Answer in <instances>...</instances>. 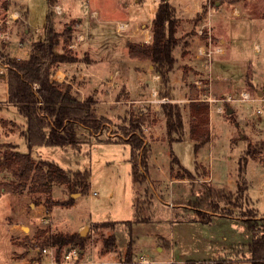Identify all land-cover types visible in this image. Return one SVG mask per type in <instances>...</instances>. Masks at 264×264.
<instances>
[{"label": "rangeland", "instance_id": "obj_1", "mask_svg": "<svg viewBox=\"0 0 264 264\" xmlns=\"http://www.w3.org/2000/svg\"><path fill=\"white\" fill-rule=\"evenodd\" d=\"M140 1V22L129 24L128 19H133L134 15L121 13L118 7L134 5V0H55L51 6L49 0H0V49L7 56L28 57L32 43L46 39L50 11L55 31L61 33L71 27L73 35L69 48L78 60L59 63L53 77L68 80L66 82L71 83L73 93L82 100L92 96L96 101V112L104 121L98 132L79 127L78 147L40 145L33 148L32 155L37 159H49L67 169L90 170V189L85 194L71 195L65 186L55 185L51 193L55 201L70 196L75 201L70 206L53 204L50 209L44 202L46 194L4 192L0 197V264H49L53 258L58 264H68L63 254L70 247H64L60 257L56 246H47L48 251L39 253L37 243L40 244L43 231L84 235L85 247L83 250L78 248L81 264H199L195 261L220 257L230 251L237 253L238 243L248 242L251 238L245 220L249 216H264V148H260L264 142L262 102H244L235 98L220 100L217 103L224 104L223 113L212 112L207 102L212 143L211 147L206 143L198 152L195 141L186 136L191 123L189 103L180 104L184 130L169 134L162 106L164 102L151 101L152 87L156 86L159 90L157 97L162 98L170 92L171 79L168 85H164L161 76L154 80L155 83L150 78L131 98L127 86H134L132 78L139 74L138 71H152L153 75H158L154 66L149 68L150 60L141 59L146 61L142 63L126 54L128 40L145 41V35L152 34L151 19L159 0ZM193 1L198 2L191 0V3ZM199 1L204 10L208 4L205 0ZM171 2L179 7L177 0ZM218 2L211 3L216 17L224 8H233L232 5L251 8L250 17L255 25L254 29H248V33L240 30L243 19L233 18L239 42L232 50V56L235 61L256 57L253 42L259 33L257 27L264 28V0H241L235 4ZM57 5L61 6V12L56 10ZM95 8L103 9L110 17L105 23L106 31L96 22L98 14L92 11ZM180 9L176 8L178 25L175 37L179 45L173 51L176 57L173 71H184L186 85H195V81H199L201 86L199 89L196 84L197 96L203 99L211 94L210 81L204 73L195 74L191 65L184 64L183 53L193 36V27L203 24L205 17L198 14L192 19L183 18ZM225 21L223 17L218 19L219 30L212 34L216 45L220 44L217 35L228 32ZM120 22H128V28L119 31ZM82 33L91 37L85 44L79 42ZM200 37L207 40L208 30H203ZM258 40L264 41V36ZM56 49L63 51L62 38ZM105 50L109 51L107 56ZM257 52L259 61L263 58L264 62V51ZM100 59H107L101 69L97 68L103 65L98 62ZM137 65L140 66L138 71L135 70ZM252 70L254 68L250 73ZM89 71L98 72L100 76L94 79L89 76ZM57 72L62 76H56ZM6 73V67L0 61V145L15 143L20 151L27 152V139L22 134L27 122L16 106L8 102ZM124 76L128 77V84ZM263 86L264 82H259L247 87L255 94ZM187 88L189 90L190 85ZM214 96L219 99L228 97ZM139 99L143 101L138 102ZM259 108L260 112L257 111ZM135 124L138 125L136 129ZM132 128L138 136H144L145 150L141 153L145 155V166L140 163L143 155L132 158V148L127 142ZM250 142L257 144L259 151L256 158L249 156L245 172L240 176V159ZM136 161L137 168L146 175L140 182H136L133 175ZM6 175L0 173V180ZM202 215L209 217L210 223L197 220ZM103 221L116 222L101 225ZM111 235L116 237V250L105 252L104 239ZM205 238L213 240V251L204 250ZM131 239L134 247L128 257ZM51 249L53 251L49 252ZM143 257L150 263H146ZM243 258L239 253L229 262L246 264Z\"/></svg>", "mask_w": 264, "mask_h": 264}, {"label": "trees", "instance_id": "obj_2", "mask_svg": "<svg viewBox=\"0 0 264 264\" xmlns=\"http://www.w3.org/2000/svg\"><path fill=\"white\" fill-rule=\"evenodd\" d=\"M218 0L212 1L217 4ZM232 4L241 0H220ZM55 0H49L50 6ZM178 18L176 7L170 0H159L158 7L152 19V40L127 41L129 55L132 58L148 59L163 80L164 85L170 81V73L176 65L174 49L179 45L175 33L177 31ZM46 39L36 40L32 43L28 57L20 58L7 56L0 49V61L6 67L7 83L9 90L8 102L15 105L19 113L25 118L27 128L22 134L27 139L28 151L22 152L18 144L7 142L0 145V173H7L0 180V196L4 192L29 193L31 195L46 194L45 204L48 209L53 204L70 206L75 199L70 196L65 200L55 201L52 190L55 185H63L72 195L79 192L85 194L90 189V170H72L62 167L55 161L35 158L32 155L33 148L40 145H52L59 147L80 145L78 139L79 127L85 126L89 130L98 132L104 126L103 117L96 112V101L92 96L86 99L78 98L72 91L71 83L60 81L53 77V73L59 63L76 62L77 56L69 48L72 40V29L67 27L61 33L55 31L51 19V11L48 13ZM63 40V51H57L56 47ZM192 86V85H191ZM194 89V92L192 90ZM166 95H163L165 97ZM191 101L189 102L191 123L189 133L195 141V150L198 151L210 141L209 105L207 101L197 100L196 85L191 88ZM163 112L166 116V124L169 134L184 130V119L181 105L176 101L164 102ZM228 111L231 109L227 108ZM232 116V114H229ZM134 124V123H133ZM138 125H133L136 129ZM129 130L128 138L132 148V158L140 157V163L146 164L144 136H138L135 129ZM180 139V138H179ZM260 146V145H259ZM261 149L264 148L262 142ZM260 149V151H261ZM257 144L251 142L247 146L245 155L241 156L239 172L240 176L245 172L249 156L256 158ZM143 152V151H142ZM137 161L133 165V175L136 182L146 177L145 172L137 168ZM188 171V170H187ZM9 175V176H8ZM239 188H241V185ZM39 201L40 199H36ZM138 213V211H137ZM197 220L210 223V218L200 216ZM116 221H103L101 225H110ZM250 240L238 243V252H225L227 254L201 261L188 260L187 262H199V264H231L229 260L241 253L246 264H264V216H249L246 220ZM132 232V229L130 233ZM42 238V239H41ZM40 254L47 246L57 247V256L60 257L64 247H85L86 237L79 232L74 233H47L40 234ZM117 247L116 237L111 235L104 239L103 251H115ZM134 241L128 244L127 256L133 253Z\"/></svg>", "mask_w": 264, "mask_h": 264}, {"label": "crops", "instance_id": "obj_3", "mask_svg": "<svg viewBox=\"0 0 264 264\" xmlns=\"http://www.w3.org/2000/svg\"><path fill=\"white\" fill-rule=\"evenodd\" d=\"M134 1H135V4L134 5L128 4L129 7H127V8L125 7V5L118 7V9L121 13L126 12V14H133L134 15V18L130 19L131 21L128 19L129 24L139 23L140 20L138 19V17L141 18V16H142L141 12H140L141 1L140 0H134ZM177 1L179 3V7H177L176 5L175 6H176L177 10L181 8L180 10H181L182 16L180 15V17H183V18L187 17L189 19H192L195 16H197L198 14H201L205 17L204 18L205 22H203V24L195 25V27H193V29L195 28L193 30V36L190 39V42H189L186 50L183 53V55H184L183 57H185L184 64L185 65L186 64L191 65L194 68V70L197 71V72L194 71L195 74H200V73L203 74L204 73V77L207 78V81H210L209 82L210 84L208 83V85H210V92L212 94L238 97L239 92L244 88L251 91V88H248L247 86H250V85L255 86L259 82H264V62H263V58H262V60L259 61V54L257 52V50H259L260 52L264 51V41L260 42L258 40L260 37L264 36V28L260 29L259 27H257V29L259 30V33H258L257 37H255V40L253 42V49L257 53L256 57L252 58V57L248 56V57H245L243 60L235 61L233 59V56H232V54H233L232 50L234 48H236V46L239 42V41H237V37H236L239 33H237L238 29H236V27H234L233 18L243 19V22H242L243 25L240 24V27H241L240 30H242L243 33H246V32L248 33V29L251 27H252V29H254L253 25H255L254 23H252L251 17H250L251 8H249V7L246 8V6L241 7V6L232 5L233 8H227V9L224 8L223 12L218 13L219 17H216L215 13H213L211 38L210 39L208 38L207 40H205L204 38L200 37L201 34H203V33H200V30L203 29L204 31H206V29H207L205 23H206L207 18H208L209 6L205 7L204 10H202V6H201L199 0H198V2L193 1V3H191V0H177ZM170 2H171V0H170ZM92 11H95L94 13L98 14L96 16L97 24H100L101 25L100 27H104V29L106 31L107 27H105V23H108L109 22L108 20H110L109 19L110 17L108 16V14H106V11H104L103 9L96 10V8ZM243 15H244V17H242ZM102 16H104V17H102ZM222 17L226 20L225 23H227V25H225L226 26L225 29L228 32H226L225 34H220V33L218 35L216 34L217 36H220L219 37V43L220 44L216 45L214 42V39L212 37V34H213V32L215 33L217 30H219L218 19L220 20ZM152 19H151V22H152ZM80 23H82V22L80 21ZM103 23H104V26H103ZM249 36H251V33ZM79 38H80L79 42L80 43L84 42V44H85V42L88 41L91 37H87L85 34L82 33ZM151 39H152V34L148 32L147 35H145L144 40L146 42H150ZM79 42H77V43L79 44ZM90 43H91V40H90ZM125 45L127 47V44H125ZM209 49L213 51L211 59L207 55L204 54V52L209 50ZM105 51L106 52L104 53V55L107 56L109 51L108 50H105ZM27 53H28V51H27ZM111 54H113V52H111L110 55ZM126 54L128 56H130L129 55V49H128V53H126ZM19 57L20 58H26V56H19ZM260 57H262V56H260ZM106 61H107V59H104V60L100 59L98 62L102 63L103 65H101L97 68H99V69L104 68ZM140 62L144 63L146 61L140 59ZM97 63H95V64H97ZM139 67L137 65L135 67V70L137 69V71H138ZM149 68L153 69L152 63L149 64ZM252 68H254V70H252V73H250V69H252ZM138 72H139V74L137 73V75L133 76V78L131 77L133 79V81H135L133 87L127 83L128 77L124 76V79H125L126 83L128 84L127 91L130 93L132 99L134 98V93L136 94L138 92V89H142V86L145 84L144 82H146L150 78L154 81V75H153L154 72L145 71V70H140ZM59 74H60V72H57L55 75L59 76ZM84 74H87V73H84ZM88 74H89V76H91L94 79L96 77L100 76L98 74V72H95V71H89ZM184 74H185L184 71H183V73L182 72L181 73L180 72L175 73L174 71H172V75L170 74L171 75L170 79H171L172 85L170 88V92L165 96V98H167L168 101H176V102H179L180 104H182L184 102L189 103L191 101L190 96H191V88L193 85L191 86L192 83L187 84V85L184 84V80L186 83V79H184V77H185ZM175 75L178 76L180 79L178 77H176ZM66 81H68V80H66ZM155 82L156 81H154V83ZM196 84L198 85V88L200 89L201 85H200L199 81H195V85ZM189 85H190V89L188 90L187 87H189ZM196 88H197V86H196ZM198 88H197V90H198ZM258 93H259V91H258ZM201 98L202 97H198L197 100L201 101L202 100ZM137 101L139 102V101H143V100L139 99ZM134 102H136V101H134ZM212 120H213V116H212ZM186 136H189L190 139H192L189 131L186 133ZM211 143H212V140L210 137V141L208 142V146L211 147V145H210ZM198 152H196V154ZM203 244L206 246V247L204 246L205 247L204 250H206V252L207 251H210V252L213 251L214 246H212L213 240L211 238H205L203 241ZM173 245H174V243H173Z\"/></svg>", "mask_w": 264, "mask_h": 264}, {"label": "built area", "instance_id": "obj_4", "mask_svg": "<svg viewBox=\"0 0 264 264\" xmlns=\"http://www.w3.org/2000/svg\"><path fill=\"white\" fill-rule=\"evenodd\" d=\"M206 3L208 4L209 6V11H208V18H207V21L205 23L206 27H207V30H208V34H209V39L211 38V28H212V16H213V12L212 9H211V3H212V0H205ZM56 10L58 12H61V6L57 5L56 6ZM17 14V13H16ZM14 16V15H12ZM17 16V15H16ZM9 22V20L7 21ZM128 28V22H120L118 23V26H117V29L119 31L121 30H125ZM200 33H203V29L200 30ZM212 53L213 51L212 50H207L204 52L205 55H207L210 59L212 57ZM160 78V75H154V80H159ZM159 95V90L156 88V86H153L152 87V93H151V96L153 97V99L151 101L153 102H166L168 99L165 98V97H157ZM237 99V100H240V101H244V102H262L264 104V86L259 90V93H253L252 91L248 90V89H242L240 92H239V96L238 97H232V96H228L226 98H217L215 97L212 93L206 97H204L202 100L203 101H207L210 105V108H211V111H215V112H220V113H223L225 112V106L224 104H220V103H217L218 101L220 100H231V99ZM258 112L261 111V109L259 108L257 110ZM44 251H48L47 248H44L43 249ZM53 250H49V252H52ZM80 251L78 248H72V249H69V250H66L63 254V257L65 258V262L68 263V264H81L79 258H80ZM146 263H150V261L143 257L142 258ZM49 264H58V261L57 259L53 258L51 259L50 263Z\"/></svg>", "mask_w": 264, "mask_h": 264}, {"label": "water", "instance_id": "obj_5", "mask_svg": "<svg viewBox=\"0 0 264 264\" xmlns=\"http://www.w3.org/2000/svg\"><path fill=\"white\" fill-rule=\"evenodd\" d=\"M228 112H229V114H230V113L232 112V110L230 109Z\"/></svg>", "mask_w": 264, "mask_h": 264}]
</instances>
